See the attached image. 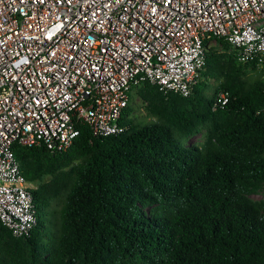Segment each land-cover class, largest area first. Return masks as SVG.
Instances as JSON below:
<instances>
[{"label": "trees", "instance_id": "trees-1", "mask_svg": "<svg viewBox=\"0 0 264 264\" xmlns=\"http://www.w3.org/2000/svg\"><path fill=\"white\" fill-rule=\"evenodd\" d=\"M221 44L190 97L137 88L151 122L127 108L125 132L78 125L63 153L13 143L37 223L21 239L0 222V264H264V201L251 199L264 192V78Z\"/></svg>", "mask_w": 264, "mask_h": 264}, {"label": "built area", "instance_id": "built-area-1", "mask_svg": "<svg viewBox=\"0 0 264 264\" xmlns=\"http://www.w3.org/2000/svg\"><path fill=\"white\" fill-rule=\"evenodd\" d=\"M221 43L264 69V0H0L1 224L28 239L37 223L13 143L63 153L82 124L120 135L135 89L190 97Z\"/></svg>", "mask_w": 264, "mask_h": 264}, {"label": "rangeland", "instance_id": "rangeland-1", "mask_svg": "<svg viewBox=\"0 0 264 264\" xmlns=\"http://www.w3.org/2000/svg\"><path fill=\"white\" fill-rule=\"evenodd\" d=\"M214 49L217 51H223L224 48H223V46H221V48L215 47L212 44L209 50H214ZM249 73H250V75L260 74L264 78V69H262V70L257 69L256 72L250 71ZM210 83H211L212 87H216V85H217V83L215 81L210 82ZM198 88H201V87L198 86ZM137 91H138V89H135L129 95L130 104H129L128 108L131 109V113L128 115V119H135L138 122H151L154 119L148 114V112L144 108L142 101L140 100V98L137 95ZM210 94H212V93H210ZM202 140H203V133H200V134H198L192 138L191 143L193 145H200L202 143ZM186 143H187V141L184 140L180 144L183 146ZM251 199L254 201H264V192L261 191L258 194L252 195Z\"/></svg>", "mask_w": 264, "mask_h": 264}]
</instances>
